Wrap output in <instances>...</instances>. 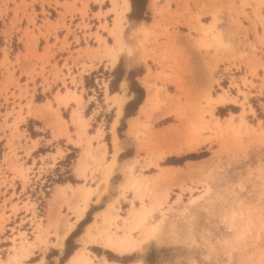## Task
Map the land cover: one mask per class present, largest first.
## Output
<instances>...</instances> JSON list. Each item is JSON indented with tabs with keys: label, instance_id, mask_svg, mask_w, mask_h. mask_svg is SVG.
Masks as SVG:
<instances>
[{
	"label": "rangeland",
	"instance_id": "rangeland-1",
	"mask_svg": "<svg viewBox=\"0 0 264 264\" xmlns=\"http://www.w3.org/2000/svg\"><path fill=\"white\" fill-rule=\"evenodd\" d=\"M9 1L15 3V0H0V6L5 9ZM18 1L13 8L10 27L17 31L19 28L15 27V24L25 18L27 25L22 35L12 38L9 43L2 40L1 36H5L11 29H1L0 21V97H3L0 109L3 107L2 103L7 104L10 96H16L14 92L9 91V87L15 86L18 97L23 96L22 92L27 94L26 82L23 87L18 82L19 77L15 76L16 67L26 75L43 74L44 66L48 64L49 54L46 53L51 45L46 43L43 52L39 53L36 47L37 37L43 33L39 31V34H34L28 27L29 24L35 26L37 12L33 4L40 9L39 15L46 14L53 18L58 14L56 21H60L63 26L64 18L68 15L72 19L80 17V27H89L88 21H84V18H87V0ZM37 1L40 6L36 5ZM96 1L101 3L95 14L97 18H107L114 26L120 28L121 15L126 11L122 0ZM155 1L157 0H153V3ZM162 1L166 3L165 8H161L164 12L170 11L171 4L182 8L184 5L185 10L180 12V15L176 10H172L170 17L163 19L165 25H168L166 31L163 30L162 21L158 25L163 30V34L159 35L169 34L170 26L176 28L178 17L186 21L192 20L195 12L188 7V2L192 3L196 11L210 10L213 22L216 21V14L220 15L227 7L229 13L241 15L248 23L244 26L236 18V24L242 29L244 37L247 39L249 34L253 35L250 41L247 40L251 52L234 51L230 44L229 48H223L221 45L210 46L214 47V50L209 53L210 47L202 41L198 43L197 52L187 55L180 48L174 49L173 39L171 48L164 50L161 57L165 63H154L162 68L155 72V81H149L151 69L146 65L147 74L142 84L151 94L147 110L143 108L141 112L147 111V114L142 115L141 120L133 119L129 123L127 134L124 133L123 120L118 127L120 140L126 142L127 137H130L135 142L136 151H133L134 148L127 149L119 155L116 163V156L113 160L112 137L110 139V134L104 128V140L112 153H106L105 158L103 152L97 156L99 147L94 151L91 139H97V133L102 136L104 130L100 127L96 129L95 135L88 136L84 128L86 121L90 122L91 117L82 120L85 124L83 130L78 126V130L74 132L76 140L73 143L79 147L70 146V151L63 159L58 162L51 159L53 165L48 166L47 157L43 160V157L41 159L38 155L41 164L38 170L41 175H37V183L30 181L35 178L28 176L32 166H25L23 169L16 154V146L24 134L20 131L21 136L17 137L20 135L17 124L22 120V116L16 115L14 121L8 125L10 112H6L0 123V130L9 128L7 145L10 149L9 153L3 155L0 141V163H6L5 168L0 165V264H21L36 247L33 237L45 247L47 237L52 235L54 247L62 248L63 244L61 246L56 243L57 234L72 227L73 223L79 220L77 209L82 206V201L74 196L81 190V185L90 190L88 205L96 203L94 207L104 209L113 201L117 211L116 217L110 220L106 229L105 223L100 220L101 217L94 216L96 222L92 223L89 229L87 227L88 236L79 251L81 258L72 260V263L69 261L68 264H119L110 261L114 259H104L103 263L93 262L94 256L85 247L86 243L91 242H97L119 258L127 256L123 259L124 262L115 260L121 263L136 260L132 264H146L145 258H148L150 264H264V0ZM147 2L148 0L146 4ZM146 4L143 16L146 17L145 20H149V13L146 11L144 14ZM60 6L63 11L57 12L55 9ZM109 6L110 10H104ZM108 11H113V20L107 17ZM18 12L21 13L20 17ZM140 12L139 5L135 6L131 18ZM49 23L54 30L59 26L57 22ZM191 27L196 29L194 25ZM109 32L111 33L110 29ZM22 39L26 48L22 54L25 63L19 66ZM99 39L97 36L98 41ZM218 47L226 51L224 56H216ZM201 49L203 52H200ZM109 53H113L111 48H108L106 53L110 57ZM37 61H41L39 71H36ZM54 67H57L56 64ZM258 69L260 76L257 74ZM248 76L258 79L259 84H253L247 79ZM61 77L64 81V76ZM100 77L105 79L103 75ZM91 79L93 80L92 76ZM105 83L107 82L103 79L100 80L104 87V100L109 108L116 107ZM254 86L257 87L258 93L251 95L250 89L255 90ZM66 92L70 93V90L66 89ZM218 92L225 94V104L209 101L211 97L216 98ZM92 93L99 102L102 100V92ZM71 94L75 95V92ZM120 96L125 98L124 94ZM43 97L41 93L35 94L38 101ZM66 99L64 97L63 101ZM136 102L137 99L130 109L135 107ZM96 104L94 102V105ZM20 107L18 113L21 111ZM89 110H86V114H89ZM254 110L255 115L248 114L245 118L247 111L253 113ZM63 114L64 118H68L66 113ZM47 116L50 118L49 125L54 130L52 116ZM111 116V113L105 114L103 125L107 128ZM160 118L163 119L159 121ZM94 125L95 123L88 128L89 132L95 131ZM24 127L31 136L38 134L31 121ZM40 134L45 137L49 135L44 130H41ZM67 138L70 139L68 133ZM83 140L87 148H84L80 162L76 163ZM116 142L118 153L120 145L118 140ZM59 143L61 144V141ZM50 150L49 147L40 146L36 153ZM201 152H207V155L187 159L181 164H163L170 156L180 157ZM57 154L61 155L59 147ZM108 158L110 160L105 161ZM55 163L60 165L55 166ZM81 169H84L83 174L80 173ZM8 172L12 174L11 177L7 175ZM68 178L74 180L70 181L71 183L77 184L74 187L68 184L65 188L61 183L69 181ZM92 195L94 199H91ZM94 207L89 208L91 213ZM142 207L152 208L151 214L138 228L130 229L135 222L133 212ZM45 221L46 224L42 225ZM34 227L36 235L32 232ZM105 230L112 231V238H127L128 242L132 243L130 250L121 252L115 246L106 245ZM2 238L5 240H1ZM68 246L71 247L72 244L69 242ZM65 247L66 245L61 256ZM92 250L97 252L95 248ZM41 251L44 252L45 248H41ZM53 254H57L56 249L50 251L47 258ZM84 257H88L90 262H85Z\"/></svg>",
	"mask_w": 264,
	"mask_h": 264
},
{
	"label": "crops",
	"instance_id": "crops-1",
	"mask_svg": "<svg viewBox=\"0 0 264 264\" xmlns=\"http://www.w3.org/2000/svg\"><path fill=\"white\" fill-rule=\"evenodd\" d=\"M14 2L15 3L9 1L5 9L3 6H0V21L2 22L1 29L3 27H6V30L11 29L10 19L13 16V8L15 7V4H18L19 1L15 0ZM59 2H62V0H59ZM155 2L153 3V0H148L144 14H146L147 11L149 13L150 19L145 20L131 18L128 16V13L132 8L130 1L129 9L121 15L120 28L114 26L113 22H109L107 18L106 20L108 22H106L104 18H97L95 14L101 7V3L97 2L96 0H87V18H84V21L87 20L89 23V27L87 28L80 27L78 25L81 23L80 17L72 19L68 15H66L64 18L63 26L61 25L60 21H56L59 17L58 14L53 18L47 16L46 14L39 15L40 9L35 6V4H33L35 11L37 12L35 26L33 27L31 24H29L28 27L33 30L34 34H39V31L43 33L41 35L39 34L37 37L36 47L39 53L43 52L46 43L51 45L48 48L49 52L47 51L46 53L47 55L49 54L48 64L44 66L45 71L43 74L36 73L32 75H26L25 73L21 72L19 67H16L15 76L19 77L18 82L23 87L24 83L26 82L25 86L27 88V94H23L22 92L23 96L18 97V90L15 88V86L9 87V91L14 92L16 96H10L8 98L7 104L3 105L2 103L3 107L0 109V123L2 122L3 115H5L6 112H10V116L7 119L8 125L14 121L16 115L22 116V120L17 124V129L19 128L18 131L20 134L19 136L17 135V137L19 138L21 136L20 131H23L24 134L19 139V145L16 146V154L19 156L18 162L22 163L23 169H25V166L28 168L32 166L28 176L29 178L35 179L30 181L36 182L38 180L37 175H41V173L39 174L38 170L39 165H41L38 161V155L41 156V159L43 157V160L47 157L46 159L48 166L53 165V163H51V159L55 160V162L63 159L66 153L70 151V146L79 147L78 145L74 144L76 140V133L74 134V132H76L79 128L78 126L81 124L79 122H81V120L90 119L91 117L92 118L90 119V122L89 120L86 121V127H83L84 131H86V134L88 136H93L96 134V129H100L101 127L104 130V128H106L110 134V139L112 137V140L113 132L111 129L112 124L116 119L113 129L116 136V141L118 140V144L120 145V151L118 153L116 152L117 154H115L116 163H118L119 155L127 151V149L134 148L133 151L135 152V142L131 140L130 137L129 139L127 137L128 141L126 142H122L120 140L118 135V127L121 124V120H123L125 124L124 133L127 134L129 123L133 119L141 120L143 118L142 115L147 114V111L144 113L141 112L143 108L147 110L148 98L151 94V92L144 89L142 84V81L147 74L146 65H148L151 69V78L149 81H155V72L160 71L162 68L158 67L154 63H165V60H161V57L164 55V50L167 51L168 48H171L173 39L175 40L174 49L180 48L185 51L187 55L197 52L198 43L202 41L204 44H207L208 47L221 45L223 48H229L230 44H232L234 51H239L241 53L251 52V47L247 44V40L250 41L253 38V35L249 34L247 36L248 38L246 39L242 29L236 24V18H238L244 26H246L248 23L241 15L236 16L234 12L229 13L227 7L224 8L225 10H223L220 15H218V13L216 14V21L213 22L214 19L210 13V10L198 9L196 11V8L192 5V3L188 2V7L192 12H195L192 20L186 21L184 18L178 17L179 23L176 25V28L170 26L168 29L169 34L161 36L159 34H163V30L166 31L165 28L168 26L165 25L166 22H164L163 19H168L172 13V10H176L177 14L180 15V12L185 10V6L183 5L182 8L181 6H173L171 4L170 11L164 12L161 8H165L164 6L166 3L164 4L162 0H157ZM35 3L36 5L40 6L39 1ZM236 4H238V2H236ZM77 6L79 5L77 4ZM43 7L46 9L45 5H43ZM29 9L30 7L28 6L27 11H29ZM106 9L110 10L111 6L105 8L104 10ZM55 10H57V12L63 11L61 6ZM108 12L109 13L107 17L112 18L113 20V11ZM20 16L21 13L18 12V17ZM46 20L51 23L57 22L59 26H57L56 30H54L49 25L50 23ZM161 21V24L164 25L163 30L162 28L158 27ZM105 22L107 25H105ZM26 25V19L22 18L19 23L15 24V27L19 28L17 31L12 28L5 36L2 35V32H0L2 35V40H5L9 43V40L12 38H19L22 35L23 29ZM191 25H194L196 29H193ZM109 29L111 30V33L109 32ZM175 34H177L176 37H174ZM187 34L190 36L188 37ZM97 36L100 37V41L97 40ZM21 41V48H19V66L25 63L22 54L25 52L26 48L23 43L24 39ZM64 42H66V44L63 45ZM1 45L2 44L0 43V50ZM108 48H111L113 53H116V59L114 60L113 64H111V55L113 53L108 54L110 57L106 55ZM213 50L214 47H210L208 52L212 53ZM200 52H203V50L201 49ZM225 54L226 51L224 49L222 51L221 47L217 48L216 56H224ZM55 64L57 67H54ZM36 65V71H39L41 61H37ZM115 69L116 74H121V78L117 82L115 90L111 92L109 89V82L115 76ZM245 71L246 70H244V72ZM257 74L260 76L259 69L257 70ZM61 75L64 76V81L62 80ZM100 75H103L105 79L100 77ZM91 76L93 80L91 79ZM101 79H103L104 82H107L105 84H107L106 89L109 96L117 94V97H121V94L125 95L124 102L119 111L116 104H113L116 107L112 106L109 108L108 103L104 100V87L103 84H100ZM247 79L251 80L253 84H259L258 79L252 76H248ZM165 87H167V85H165ZM66 89H69L70 93H67ZM254 89L255 90L250 89L251 95L258 93L256 86H254ZM73 91L75 92V95L71 94ZM92 92H102V100L99 102ZM37 93L43 94L45 98H41L40 101L36 100L35 94ZM64 97L67 98L66 101H63ZM135 99H137V104L135 105L134 110L129 114H125V106L128 103H133ZM2 100L3 97L1 96L0 102ZM94 102L98 105H94ZM19 106H21L20 113L17 112L19 110ZM246 109L248 110V108ZM86 110H89V114H86ZM63 113H66L68 118H64ZM106 113H111L112 115L111 120L108 122V128L103 125V120ZM248 114L255 115V110L253 113L251 111H247L245 118L248 116ZM47 115L52 116L54 130L49 125L50 118ZM95 116L97 118H95ZM163 118H160L159 121ZM28 121H31V123L34 125V129L38 133L35 136H31L27 128L24 127ZM63 121L65 122V125H63ZM93 123H95L93 126L95 131L89 132L88 128L92 127ZM41 130L47 131L49 135L46 137L41 135ZM106 130H104V133L101 137L99 136L97 139H91L92 149L95 151L96 148L99 147L97 156L103 152L104 158L106 153L110 155L112 153L109 152V147L104 140ZM67 133L70 139L67 138ZM8 137L9 128L4 127L3 130H0V141L2 142L1 147L3 148V155L9 153L10 151L7 145ZM59 141H61V144ZM81 143L82 149L80 155L75 161L76 163L80 162L83 156V150L84 148H87L84 140ZM40 146H44L45 148L49 147L51 150L45 151L44 153H36L38 147ZM58 147L61 150V155L57 154ZM53 155L54 157H52ZM115 156H113V160ZM33 159H35V163H33ZM1 160L2 159H0V162ZM108 160H110V158L105 161ZM45 161L44 166H46ZM0 165L5 168L6 163L5 165L4 163H0ZM57 165L60 164L55 163V166ZM72 173L73 171H71V174ZM7 175L11 177L12 174L8 172ZM80 178L82 177L80 176ZM68 184L74 187V185L77 183L73 184L70 181L61 183V185L65 186V188L68 186ZM94 198V195H92L91 199ZM92 204L93 205H88L83 216L78 221L73 223L72 228L67 232L63 239L62 248L54 247V239L52 235L49 236V238L47 237V244L45 247H43V244L38 243L37 238L33 237V242H35L36 247L31 255L22 260L21 264H59V257L63 252L66 238L77 227L80 220L85 216L86 211H88L90 207H94L96 205V203ZM101 208L102 207H94L91 213L92 218L90 222L84 224L80 233L71 238L69 242L71 244H75L76 248L63 264H68L69 258L74 254H78L80 249H82V242L87 239V226L94 222V216L102 210ZM45 224L46 221L42 222V225ZM18 230L22 229H17V231ZM32 232L34 235H36L35 227L34 231L32 230ZM8 238L10 240L9 236ZM1 240L5 239L2 238ZM85 247L88 248L90 254L94 256L93 262L103 263L104 259L107 261L109 260L104 253L106 248L99 245L97 242L86 243ZM93 247L101 248L102 251L94 252L92 250ZM41 248H45V251L42 252ZM53 249L57 250V254H53L47 258V254ZM31 256H35L36 258L32 259L30 258ZM110 261L118 262L119 264H132L136 260L126 263H121L115 260Z\"/></svg>",
	"mask_w": 264,
	"mask_h": 264
},
{
	"label": "bare ground",
	"instance_id": "bare-ground-1",
	"mask_svg": "<svg viewBox=\"0 0 264 264\" xmlns=\"http://www.w3.org/2000/svg\"><path fill=\"white\" fill-rule=\"evenodd\" d=\"M122 4H124V9L125 10H128L129 7H130V0H122ZM123 9V10H124ZM119 39V38H118ZM121 40V39H120ZM119 41V40H118ZM122 42V41H121ZM120 44V43H119ZM116 53H113L111 55V64H113L114 60L116 59ZM110 97H113V103L117 105V109L118 111L121 109V106L124 102V97H117V95H113V96H110ZM209 101H213L215 103H218V104H225L227 102V98L225 96V94L223 92H218L217 93V97H211L209 98ZM230 119H228L229 121ZM82 121V120H81ZM116 122V119L114 120L113 124H112V129L111 131L113 132V145H114V155L116 154L117 150H118V147H117V143H116V136L114 134V124ZM218 123V121H216ZM81 123L80 127H81V130H83V127H84V123L83 121L82 122H79ZM229 124V123H228ZM203 126V125H202ZM101 136L100 133H97L95 135V137H99ZM104 145V144H102ZM192 149V147H190ZM99 151V149L97 150ZM82 163V162H81ZM82 170V169H81ZM84 172V169L82 171H80V173ZM109 172V171H108ZM81 187V190L78 191L76 194H75V199H80L82 201V206L77 209V219H80L82 217V215L84 214V211L85 209L87 208L88 206V200L90 198V190L88 188H85L83 185L80 186ZM116 198V197H115ZM116 207L113 205V201L110 202L109 204H107V206L102 209L99 213H97L96 215H99L101 217V221L103 223H105V226L104 227L105 229L108 228V225H109V222L110 220L114 219L116 217ZM152 212V208L150 207H142L141 209L137 210V211H134L133 212V217H134V223L130 226V229H136L138 228L145 220V218L150 215ZM96 221H94L93 223H95ZM88 229L91 227V225L87 226ZM72 227H68L64 230H62L61 232H59L57 234V239H56V243L57 245H61L62 246V243H63V239L65 237V235L67 234V232L71 229ZM129 229V228H128ZM105 236L104 238H106V245L112 247V246H115L119 251H126L128 250L129 248H131V244L128 242L127 238H112L111 236V232L105 230ZM102 233V232H101ZM113 234V233H112ZM88 236V235H87ZM124 236V235H123ZM122 236V237H123ZM105 245V244H104ZM115 248V249H116ZM130 250V249H129ZM80 256H78L77 254H74L72 255L70 258H69V261H71L72 263V260L74 259H77L78 258H81V253H79ZM85 258V257H84ZM90 259L88 257L85 258V262H88ZM75 262V261H74ZM90 262V261H89ZM90 264V263H89Z\"/></svg>",
	"mask_w": 264,
	"mask_h": 264
},
{
	"label": "trees",
	"instance_id": "trees-1",
	"mask_svg": "<svg viewBox=\"0 0 264 264\" xmlns=\"http://www.w3.org/2000/svg\"><path fill=\"white\" fill-rule=\"evenodd\" d=\"M147 0H131V4H132V11L130 12V14L128 15L129 17L132 16L133 11L135 9V6L139 5V7L141 8V12L139 14H137L134 18L136 19H146L145 16H143V10H144V6L146 4ZM132 17V18H133ZM117 69V68H116ZM116 69L114 70L115 76L113 79L110 80L109 82V89L110 91H114L116 88V84L117 82L120 80L121 78V74H116ZM133 103H128L125 106V114H129L130 112H132L134 110V108L130 109L131 105ZM137 104V102H136ZM207 155V152H201L198 154L195 153H190V154H186L180 157H174V156H170L167 157L166 160L163 162V164H181L183 161L187 160V159H197L199 157L205 156ZM67 180L74 182V180H72L71 178H68ZM91 212L88 210L86 216L78 223L77 227L68 235V237L65 240V250L63 255L61 256L60 260H59V264H63V262L69 257V255L73 252V250L76 248V245L72 243V246L69 247L68 243L71 240L72 237L76 236L77 234L80 233L81 228L84 224L90 222L91 220ZM96 249L97 252H101V249L97 248V247H93ZM104 253L106 254L108 259H114V260H121L123 261V259L127 256H122L119 258V256H116L115 254H112L111 251L109 250H104ZM50 256V255H48ZM129 257V256H128ZM132 258H129V260H131ZM128 260V261H129ZM124 262V261H123ZM150 260L148 258H145V263L146 264H150L149 263Z\"/></svg>",
	"mask_w": 264,
	"mask_h": 264
}]
</instances>
